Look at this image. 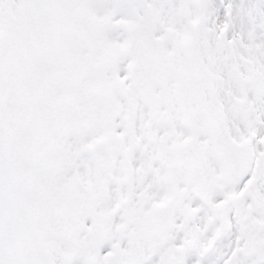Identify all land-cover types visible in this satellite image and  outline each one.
Segmentation results:
<instances>
[{
    "label": "snow or ice",
    "instance_id": "1",
    "mask_svg": "<svg viewBox=\"0 0 264 264\" xmlns=\"http://www.w3.org/2000/svg\"><path fill=\"white\" fill-rule=\"evenodd\" d=\"M0 264H264V0H0Z\"/></svg>",
    "mask_w": 264,
    "mask_h": 264
}]
</instances>
